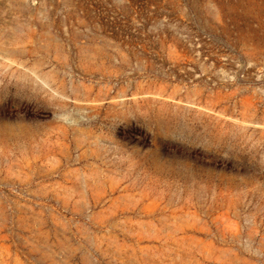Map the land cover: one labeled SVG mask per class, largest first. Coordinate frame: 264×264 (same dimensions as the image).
<instances>
[{"label": "rangeland", "instance_id": "1", "mask_svg": "<svg viewBox=\"0 0 264 264\" xmlns=\"http://www.w3.org/2000/svg\"><path fill=\"white\" fill-rule=\"evenodd\" d=\"M0 264H264V0H0Z\"/></svg>", "mask_w": 264, "mask_h": 264}]
</instances>
